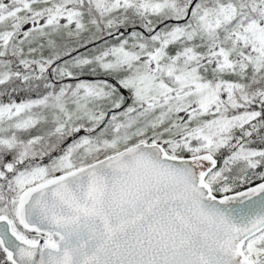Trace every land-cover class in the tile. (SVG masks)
Returning <instances> with one entry per match:
<instances>
[{
    "label": "snow or ice",
    "instance_id": "obj_1",
    "mask_svg": "<svg viewBox=\"0 0 264 264\" xmlns=\"http://www.w3.org/2000/svg\"><path fill=\"white\" fill-rule=\"evenodd\" d=\"M0 264H264V0H0Z\"/></svg>",
    "mask_w": 264,
    "mask_h": 264
}]
</instances>
